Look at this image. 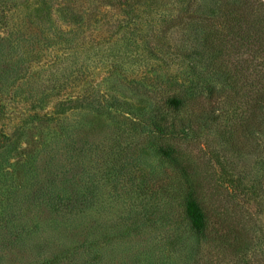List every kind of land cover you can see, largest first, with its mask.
<instances>
[{
  "label": "rangeland",
  "instance_id": "rangeland-1",
  "mask_svg": "<svg viewBox=\"0 0 264 264\" xmlns=\"http://www.w3.org/2000/svg\"><path fill=\"white\" fill-rule=\"evenodd\" d=\"M125 1L0 0V264H264V156H238L228 185L198 153L219 230L197 240L168 198L181 173L130 132L188 79L174 60L198 15L189 0H133L128 16ZM212 136L174 142L197 155ZM225 221L244 250L218 241Z\"/></svg>",
  "mask_w": 264,
  "mask_h": 264
},
{
  "label": "trees",
  "instance_id": "trees-1",
  "mask_svg": "<svg viewBox=\"0 0 264 264\" xmlns=\"http://www.w3.org/2000/svg\"><path fill=\"white\" fill-rule=\"evenodd\" d=\"M131 1L123 3L127 7L123 13L128 16ZM134 1L137 4L138 0ZM187 6L198 15V24L191 30L197 42L179 46L180 60L174 61L178 68L186 69L188 79L163 87L150 116L130 122L136 128L130 132L147 137L161 166L181 173L180 188L170 191L168 198L178 201L192 236L205 241L209 231L219 229L209 214L207 195L202 196L197 187V179L210 178L206 169H201L198 153L210 150L209 159L219 170L218 180L228 185L235 183L238 156L248 158L254 153L263 163L264 0H189ZM57 13L70 22L84 20L71 8H58ZM206 132L213 136L206 145L200 144L197 155L174 142ZM231 227L225 221V233L218 241L244 250V245H250L248 240L229 242Z\"/></svg>",
  "mask_w": 264,
  "mask_h": 264
}]
</instances>
